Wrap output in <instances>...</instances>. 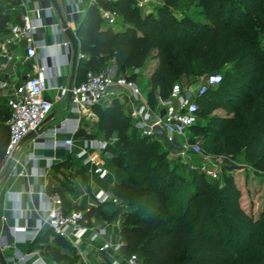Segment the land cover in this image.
Here are the masks:
<instances>
[{
	"label": "trees",
	"instance_id": "16d2710c",
	"mask_svg": "<svg viewBox=\"0 0 264 264\" xmlns=\"http://www.w3.org/2000/svg\"><path fill=\"white\" fill-rule=\"evenodd\" d=\"M158 1L154 13H141L132 0L101 2L100 6L119 12L123 19L120 30L104 27L98 7L89 8L76 34L84 58L78 61L75 82L82 83L89 72L108 69L103 67L105 61L110 62L109 68L117 66L118 74L133 72L126 77L136 82L134 72L153 59L157 65L150 77L147 101L156 108L160 101L169 99L175 74L189 73L194 61L217 66L249 58L220 88L208 90L197 99V116L208 122L200 130L212 132L206 145L214 157L244 155L264 169V62L252 43L256 29L264 31V0H239L235 7L229 5L233 0ZM187 2L199 10L203 20L178 12L185 8L188 12ZM19 6V0H0V35L19 21ZM251 19L255 20L253 25L248 23ZM240 28L244 31L235 32L234 37L227 35L223 41L224 33ZM218 110L228 116H213ZM94 111L99 118L97 130L106 140L116 136L119 141L115 164L120 166L118 172L124 182L116 183L112 194L130 208L137 207L136 212L146 209L142 205L149 201L153 212L141 214L122 227L124 255L137 254L144 264H264V217L255 220L240 206L241 193L230 174L222 175L224 185L220 186L198 171L179 175L168 163L152 165L159 142L141 137L122 105L116 101ZM9 118L7 105H1L0 155L3 148L5 153L6 138L8 142ZM76 137L84 138L80 134ZM123 172L136 174L139 180ZM103 207L64 204L66 212L81 211L88 221L102 216L108 219ZM218 226H233L234 230L218 233ZM54 241L70 245L58 237ZM46 250L59 264L79 261V257H68L60 249Z\"/></svg>",
	"mask_w": 264,
	"mask_h": 264
},
{
	"label": "built area",
	"instance_id": "2783aa9c",
	"mask_svg": "<svg viewBox=\"0 0 264 264\" xmlns=\"http://www.w3.org/2000/svg\"><path fill=\"white\" fill-rule=\"evenodd\" d=\"M36 2L35 6L24 11L19 21L9 25L5 33L9 37L0 36V70L6 71L11 64L19 60L17 51L24 50L25 58L29 61L31 74L27 75L24 82L19 85L11 84L7 80L0 81V89L9 92L6 105L10 112V118L6 125L8 128V142L4 153V158L0 167V179L7 174L13 176L16 173V166L22 165L17 157L21 149L23 140L32 132L43 130V133L36 138L35 146L42 149H68L74 147V137L79 131V127L85 118L98 122L99 118L95 114L96 107H110L114 102L122 105L126 115L132 121L134 129L141 137L149 138L158 142L167 139L171 143L172 150L176 151L185 161H189L188 170L198 171L212 181L221 178L223 169V157L216 159L202 155L201 148L192 146L185 142L187 132L197 123L196 98L205 93L206 88L199 94H195L189 89L175 86L166 101H160L156 108H152L136 82L129 80L124 75H118L114 69H101L97 73H87L85 80L78 84L69 86L53 83L60 75V66H50L48 63V50L44 38V30L52 28V42L56 51L60 52L65 64H71L73 54L72 45L68 38L58 42V37L65 34L58 20V24L52 21L57 16L53 6L46 7L44 0ZM69 2V0H63ZM104 0H89L90 6L98 7L99 16L106 28L114 29L115 26L122 27L119 12L112 8H104L99 4ZM121 2L125 0H113ZM138 8H144L152 2L151 0H132ZM70 3V2H69ZM146 13H149L146 11ZM75 18L76 11H69ZM120 21V22H119ZM68 23V22H67ZM71 28L70 24L68 23ZM66 36V35H65ZM45 57L44 64L39 62V53ZM79 58H84L79 53ZM136 70L134 74H138ZM221 83V77H213L209 81L210 85ZM68 102L69 110L76 118L65 120L66 126L58 127L45 132L44 126L55 109L56 104ZM70 134V138L61 139V135ZM85 145L76 154L85 166L93 165V174L100 179L109 177V171L99 157L95 160L92 155L108 154L110 145L108 142L96 140H85ZM39 157H33L36 162ZM187 161V162H188ZM228 168V167H227ZM228 170L235 171V168ZM19 176H28L25 169L19 172ZM1 181V180H0ZM43 207L36 214L37 221L35 227L26 226L9 227L8 219L3 218L5 231L13 239V243H33L37 240L43 226L48 227L54 237L61 238L79 251L85 242L95 247L99 254L107 255L110 258L109 264H144L137 254L124 255L122 252L123 243H114L108 228L101 225H94L88 221L81 211L66 212L64 204L58 196L48 197L43 193ZM97 206L115 205L119 206L120 200L110 192L99 191L95 196ZM2 252L13 249L10 243L0 241ZM22 261L24 264H48V262L35 252L21 256L15 253V258L7 259L8 262ZM85 264H87L84 261Z\"/></svg>",
	"mask_w": 264,
	"mask_h": 264
},
{
	"label": "crops",
	"instance_id": "0c3cea01",
	"mask_svg": "<svg viewBox=\"0 0 264 264\" xmlns=\"http://www.w3.org/2000/svg\"><path fill=\"white\" fill-rule=\"evenodd\" d=\"M19 14H22L26 10L32 9L36 2L40 1L43 3L42 0H19ZM60 1V6L63 12V15L66 21L70 24L71 29L75 32L77 27L81 24L84 18L87 15V12L90 6L89 0H69V2H65L63 0ZM44 4L46 7H51L52 4L49 0H44ZM102 3H114L113 0H104ZM69 11H76L77 16L73 18ZM149 13H154L147 11ZM58 16V15H57ZM58 20L60 21L59 17H55L53 19L54 24H58ZM62 26V25H61ZM105 27V26H104ZM52 28H47L44 30V38L45 42L50 49L48 50V57H49V65L53 67L60 66V75L54 80L53 83L58 85L69 86L71 82V74H72V65L70 67L69 64H65L62 56L60 55L59 51H56L53 47L52 42ZM1 37H9L8 33H3L0 35ZM67 39L65 34H62L58 37V42L62 43ZM13 50L17 53L19 60L15 61L8 70L2 71L0 70V81L7 80V82L11 84L19 85L25 81L27 75L31 74V68L29 61L26 60L24 50L21 49L17 51L16 47H13ZM46 53V54H47ZM44 53H39V62H42V59L45 57ZM1 62V59H0ZM113 65V69H114ZM115 70V69H114ZM130 70L127 72H122L119 75L128 76ZM118 74V70L116 71ZM150 89L148 90L149 93ZM9 92L7 90L0 89V106L6 105V100ZM147 99V95H145ZM124 113L126 111L124 109ZM76 118L74 115L71 114L69 110L68 102H63L60 104L55 105V109L51 115V119L47 122L44 126L45 132L51 131L58 127L66 126L65 120L67 119H74ZM82 135L84 138H77L76 136L74 139V147L71 150L68 149H42L41 147L35 146L36 139L23 141L21 144V149L17 154V157L21 160L22 165L16 166V173L13 176H9L7 174L3 179H0V241L4 243H10L13 245V249L4 251L3 254L7 259L15 258V253H19L21 256H25L28 253L35 252L38 256L43 257L48 264H57L56 262L52 261L51 259H47L44 256L42 250L37 248V245L40 243L39 239L47 237L46 243L53 242L55 237L50 233L48 227L43 226L40 234L35 242L38 241V244L35 245L33 243H13V239L7 233V231L3 230V218L6 217L8 219L9 227L19 226L24 227L28 222L29 227H35L37 216L36 214L39 213L43 207V193L46 194L48 197L57 196L56 193L49 192L50 188H52L53 184H50V180L54 178H61V174L70 168L71 164L79 163L84 166L90 175V185L88 188V192L86 191L87 188L80 186V189H84L86 192L81 191L80 196H75L72 200L75 207H90L96 208L98 207L95 202V196L99 191L110 192L109 188V177L106 179H100L98 176L94 175L93 165L85 166L81 160H78L76 154L82 149L85 145L84 141L88 140H96L100 142H108L111 149V143L113 137L110 140H106L102 133L97 130V122L92 121L89 118L83 119L79 131L77 135ZM89 136L90 139H86L85 137ZM71 135H61L59 138L65 139L70 138ZM102 156L99 154H93L92 157L95 160ZM33 157H39V159L35 162ZM56 167H58L57 171H55ZM25 169L28 173V176H19V172ZM81 189V190H82ZM90 193V194H88ZM91 195V196H90ZM119 206L115 205H106L103 207V211L107 214L108 212H115ZM111 210H110V209ZM110 210V211H108ZM122 210V209H121ZM127 209L125 211V214ZM128 213V212H127ZM111 214V213H110ZM112 216L109 215L108 219L100 218L98 221L97 217L91 219V223L94 225H101L102 227L108 228L110 234L112 235V239L114 243H123V238L121 235V230L123 227V223H125L122 219H111ZM111 220V221H110ZM78 251V250H77ZM79 255V264H109L110 258L107 255L99 254L97 249L93 247L88 240H85L83 246L79 248L78 251ZM9 264H24L22 261H15L8 262Z\"/></svg>",
	"mask_w": 264,
	"mask_h": 264
},
{
	"label": "rangeland",
	"instance_id": "374dc122",
	"mask_svg": "<svg viewBox=\"0 0 264 264\" xmlns=\"http://www.w3.org/2000/svg\"><path fill=\"white\" fill-rule=\"evenodd\" d=\"M147 6L144 8H138L141 13H146V11L154 12L156 11V8L159 4L158 0H151ZM239 0H233L231 4L232 7L236 6ZM190 3H186V6L189 7V10L187 12L186 8L184 10L179 9L178 12H181L182 15H187L193 17V19H198V20H203L204 18L197 13L199 10L195 7L190 8ZM263 12V10H262ZM179 17L182 15L177 13ZM121 21V22H120ZM120 23H122L123 19H120ZM255 22L254 19L249 20V24L253 25ZM115 30H120L121 28L119 26L114 27ZM243 32V28H240L238 30H234L232 32H228L227 34L224 33L223 41L227 39V35H231V37H234L236 35L235 32ZM252 43L256 45L254 49L258 51L257 57L261 59V61L264 62V31L261 29H256L254 37H252ZM246 61H249V58H246L245 60H236L234 62H223L221 65L213 66L211 65H206L201 61H194L191 66V71L187 74H182V73H176L175 74V86H180L184 89H189L193 91L196 95L199 94L202 89L211 90V89H218L222 86L224 80L231 75H235L238 71H240L241 66L244 65ZM157 65L156 60H149L147 65L139 71L137 74L136 78V83L139 86L140 90L142 91L143 95L148 94V90L151 89L150 85V77ZM110 62L105 61V64L103 67L109 68ZM71 67V64H70ZM112 67V66H111ZM133 72H129L128 75H132ZM119 75V74H118ZM213 77H221V83L217 85H210L209 81ZM206 92V91H205ZM197 99H195L193 104H196L197 108ZM5 105V104H4ZM213 116H217L220 118H225L228 115L226 112L223 110H218L216 111ZM198 117V116H197ZM207 120H200L199 117L197 119L196 126L194 129H190L189 132H187L185 136V142H189L192 146H198L201 148L202 155H208L214 159L217 157H214L213 153L208 151V146L206 145V141L209 139V137L212 135V132H201V128L207 125ZM3 132L0 130V134ZM118 138L115 137L112 139L111 143V149L108 152V154H104L100 156L101 161L104 163L105 167L109 171V188L110 191L114 187L116 183H123L124 180L120 178L119 175V168L120 166L115 164V156L117 152V145H118ZM7 143V138L5 140V143ZM6 147V145H5ZM157 159H154L152 162V165H157V164H163V163H168L170 165L171 169L177 168V171L179 175L185 174L187 175V170H188V165L189 161H185L182 156H180L176 151L172 150L171 148V143L165 139L164 141L159 142V147L157 149ZM4 148L2 151V154L0 155V161L2 164L3 158H4ZM223 157L222 163L227 166L226 168L223 169L222 175L224 173L230 174L235 183L237 184L241 196L239 199L240 206L245 210L247 214L252 216L255 220H258L260 218L264 217V169L257 168L256 165L252 162H249L245 159L244 155H239L238 158H231L227 156H219ZM128 160V158H126ZM125 160H122L124 162ZM129 163V162H127ZM132 167H137L136 165L130 164ZM235 168V171L233 170H228L229 168ZM191 171V170H188ZM124 173V172H123ZM221 175V177H222ZM124 176H129L132 178H135L136 180H139V178L136 176V174H133L131 172L129 173H124ZM90 175L87 169L82 166V164L79 163H74L70 165V168L68 170H65L61 174V178H54L53 180H50V184H53L52 188H50L49 192H54L56 195L62 200L63 204L65 205H70L74 206L72 200L75 198V196H80L81 191L88 192V188L90 185ZM216 184H219L220 186H223L224 184V178H220V180L217 182H214ZM80 186L86 187L87 190L85 191L84 189H80ZM90 194V193H88ZM181 196V192L177 194V197ZM91 196V195H90ZM120 200V205L117 208L115 212H108V215H111V219H122L125 221L123 223L124 225L130 224L132 219L135 217L140 216L141 214H151V210L149 207L151 206L149 201L147 203H144L142 206L146 209H142V211L136 212L137 207H132L130 208L127 203L122 198H119ZM81 207V205H80ZM87 208V207H86ZM90 209V207H88ZM110 209V208H109ZM122 209V210H121ZM127 209V212L125 214V211ZM103 210V209H102ZM111 210V209H110ZM108 210V211H110ZM111 213V214H110ZM136 213V214H135ZM100 218L102 217H97L98 221H100ZM129 219V221H127ZM111 221V220H110ZM123 225V226H124ZM231 230L233 229V226L229 227ZM228 227L223 228L222 226H218L216 228V231L218 230V233H221L223 229H226L225 231H229ZM234 230V229H233ZM42 240V239H41ZM70 244V243H69ZM47 247H53L60 249L62 253H64L66 256L71 257V258H78V251L72 245H68L67 247L63 246V243L53 241L50 243H46L44 240L40 241V243L37 245V248L42 250L44 253V256L47 259H51L54 261L53 256H49L47 252ZM65 247V248H64ZM80 259V258H79ZM67 260V259H66ZM65 260V261H66ZM59 264L58 262H56ZM66 262H63L61 264H64ZM80 262L77 261L76 264H79Z\"/></svg>",
	"mask_w": 264,
	"mask_h": 264
},
{
	"label": "water",
	"instance_id": "95a60500",
	"mask_svg": "<svg viewBox=\"0 0 264 264\" xmlns=\"http://www.w3.org/2000/svg\"><path fill=\"white\" fill-rule=\"evenodd\" d=\"M49 1L51 2L53 8L55 9V11H56V13H57V15H58V17L60 19L63 31H64L66 37L68 38V40L70 41V43L72 45V51H73V54H72V57H71L72 74H71V82H70V85H69V87H71L74 84V82H75L77 65H78V61L80 59L79 58V53H80V51H79V42H78V40L76 38V34H77V31H78V28H79L80 25L77 27L76 31L74 32L69 27L64 15H63V12H62V9H61V6H60V1L59 0H49ZM116 67L117 66H115V68ZM123 72L125 73V70H123ZM50 119H51V117H50ZM42 133H43V130H37L35 132H32L23 141L36 139ZM0 264H9L8 261H7V258L5 257V255L3 254L1 249H0Z\"/></svg>",
	"mask_w": 264,
	"mask_h": 264
}]
</instances>
